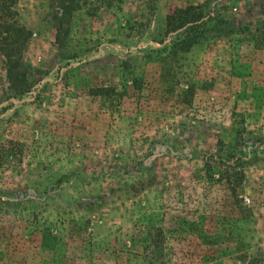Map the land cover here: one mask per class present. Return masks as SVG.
<instances>
[{"label": "rangeland", "instance_id": "374dc122", "mask_svg": "<svg viewBox=\"0 0 264 264\" xmlns=\"http://www.w3.org/2000/svg\"><path fill=\"white\" fill-rule=\"evenodd\" d=\"M53 2L13 7L31 92L0 57V264H264V0ZM219 148L235 196L192 157Z\"/></svg>", "mask_w": 264, "mask_h": 264}, {"label": "trees", "instance_id": "16d2710c", "mask_svg": "<svg viewBox=\"0 0 264 264\" xmlns=\"http://www.w3.org/2000/svg\"><path fill=\"white\" fill-rule=\"evenodd\" d=\"M51 7V17L53 21H57V16L64 17L81 8L80 2L82 0H53ZM66 4H63V2ZM15 0H7L6 3L0 2V57L3 67L7 73L8 85L15 93L23 95L31 92L33 82H29L25 74H21V66L23 59V52L32 33L27 30L18 20L17 12L14 10ZM204 6H188L184 9L175 10L171 15L166 17V25L169 28H175L181 25V22L198 23L202 16V8ZM56 38L60 31L59 27H55ZM194 28L190 29L184 37L177 40L176 45H180L184 51H188L196 42ZM14 71L16 73L11 74ZM239 142H244V137H240ZM220 143V142H219ZM259 146H263V141L256 142ZM242 148L243 143H242ZM243 149H233L228 153L225 159L216 162V154L222 152V148L216 150L215 153L203 152L195 150L199 155L192 156L199 158L203 162L204 172L208 178L213 175H218L217 182L225 181L229 191L233 196L237 194V189L240 188L244 182V170L249 165L250 160L244 155ZM218 163V164H216ZM219 168V170H217Z\"/></svg>", "mask_w": 264, "mask_h": 264}, {"label": "built area", "instance_id": "2783aa9c", "mask_svg": "<svg viewBox=\"0 0 264 264\" xmlns=\"http://www.w3.org/2000/svg\"><path fill=\"white\" fill-rule=\"evenodd\" d=\"M248 205H249V201L247 200V202H246Z\"/></svg>", "mask_w": 264, "mask_h": 264}]
</instances>
